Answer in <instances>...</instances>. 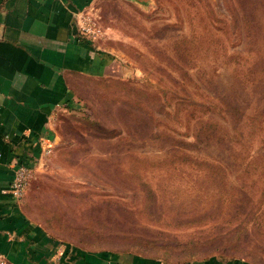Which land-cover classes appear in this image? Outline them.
I'll list each match as a JSON object with an SVG mask.
<instances>
[{
  "label": "rangeland",
  "instance_id": "obj_1",
  "mask_svg": "<svg viewBox=\"0 0 264 264\" xmlns=\"http://www.w3.org/2000/svg\"><path fill=\"white\" fill-rule=\"evenodd\" d=\"M77 26L112 70L73 79L24 214L75 257L264 264V0H94Z\"/></svg>",
  "mask_w": 264,
  "mask_h": 264
},
{
  "label": "crops",
  "instance_id": "obj_2",
  "mask_svg": "<svg viewBox=\"0 0 264 264\" xmlns=\"http://www.w3.org/2000/svg\"><path fill=\"white\" fill-rule=\"evenodd\" d=\"M93 1L0 0V252L6 264H114L103 255L66 253L28 219L11 191L15 168H32L44 152L55 111L74 95L73 79L112 70V59L78 32L77 16Z\"/></svg>",
  "mask_w": 264,
  "mask_h": 264
},
{
  "label": "built area",
  "instance_id": "obj_3",
  "mask_svg": "<svg viewBox=\"0 0 264 264\" xmlns=\"http://www.w3.org/2000/svg\"><path fill=\"white\" fill-rule=\"evenodd\" d=\"M31 167L27 165L17 166L14 170V178L11 183L12 194L16 198H20L24 192L26 184L31 176ZM5 256L0 252V264H5Z\"/></svg>",
  "mask_w": 264,
  "mask_h": 264
},
{
  "label": "trees",
  "instance_id": "obj_4",
  "mask_svg": "<svg viewBox=\"0 0 264 264\" xmlns=\"http://www.w3.org/2000/svg\"><path fill=\"white\" fill-rule=\"evenodd\" d=\"M217 106H219L218 104H217ZM196 138H197V136H195ZM187 157H190V155H187ZM190 159H192V158H190ZM192 160H194V161H200V162H202V163H205V164H208V165H213V166H215L216 165V163L215 162H212V161H208V160H205V159H201V160H199V159H192ZM216 166H218V165H216ZM225 264H227V263H225Z\"/></svg>",
  "mask_w": 264,
  "mask_h": 264
}]
</instances>
